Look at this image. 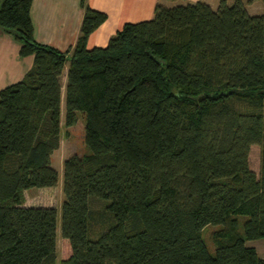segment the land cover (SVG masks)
Wrapping results in <instances>:
<instances>
[{"label": "trees", "instance_id": "1", "mask_svg": "<svg viewBox=\"0 0 264 264\" xmlns=\"http://www.w3.org/2000/svg\"><path fill=\"white\" fill-rule=\"evenodd\" d=\"M252 1L157 2L152 18L87 48L107 14L80 0L65 51L35 39L32 0L1 1L0 29L33 64L0 88V264L56 262L57 209L23 204V190L57 182L67 62L64 124L82 112L89 151L63 160L60 263L264 264L246 243L264 237V0L259 14ZM92 196L109 199L110 215ZM207 223L221 224L214 253Z\"/></svg>", "mask_w": 264, "mask_h": 264}, {"label": "crops", "instance_id": "2", "mask_svg": "<svg viewBox=\"0 0 264 264\" xmlns=\"http://www.w3.org/2000/svg\"><path fill=\"white\" fill-rule=\"evenodd\" d=\"M195 1H205L215 8L219 0H86L90 8L107 14L106 20L89 34L86 46L105 47L110 37L124 23L152 18L157 2L172 6L180 2ZM261 4L260 0H254L246 4V8L251 14H259L263 10ZM83 14L84 8L80 0H32L31 19L34 37L38 42L65 51L76 44ZM19 50L20 44L10 34L0 29V88L21 79L32 66L33 55L20 56ZM67 68L66 63L61 74V104L66 83L63 76ZM27 203L24 196L23 204L28 205Z\"/></svg>", "mask_w": 264, "mask_h": 264}, {"label": "rangeland", "instance_id": "3", "mask_svg": "<svg viewBox=\"0 0 264 264\" xmlns=\"http://www.w3.org/2000/svg\"><path fill=\"white\" fill-rule=\"evenodd\" d=\"M262 5V4H261ZM68 64V62H67ZM66 79V72H64L63 80ZM65 105L64 97L61 104V131L58 146L53 150L51 155V163L57 170V182L52 186H30L23 190L25 201L28 205H54L57 209V235H56V262L61 264L60 259L67 254L68 240L61 234V204L64 198L63 192V160L66 156L72 153L82 154L88 152L89 148L84 142V117L81 111H77V120L72 125L64 124ZM249 164L258 172L259 170V145L252 144L249 151ZM93 197V198H92ZM90 199V206L104 208L105 214L109 213V209L105 208L109 199L101 198L99 196H92ZM110 215V213H109ZM108 216V215H107ZM239 218V229L242 231V222L245 218L243 214H237ZM105 221V222H104ZM104 227L110 224V220H104ZM221 226L220 223H207L202 228V236L210 252L214 253L215 245L212 239V232L214 229ZM248 245H253L257 249L259 255L264 256V237L247 239Z\"/></svg>", "mask_w": 264, "mask_h": 264}]
</instances>
